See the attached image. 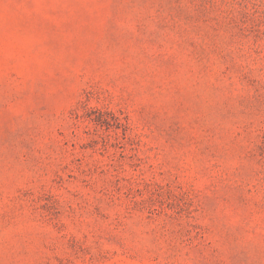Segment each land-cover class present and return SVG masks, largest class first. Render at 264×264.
<instances>
[{
    "label": "rangeland",
    "instance_id": "374dc122",
    "mask_svg": "<svg viewBox=\"0 0 264 264\" xmlns=\"http://www.w3.org/2000/svg\"><path fill=\"white\" fill-rule=\"evenodd\" d=\"M0 264H264V0H0Z\"/></svg>",
    "mask_w": 264,
    "mask_h": 264
}]
</instances>
